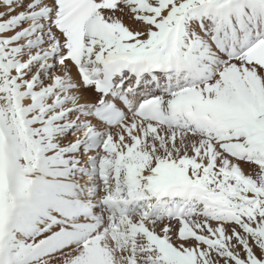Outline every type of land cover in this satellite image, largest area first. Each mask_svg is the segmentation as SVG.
<instances>
[{"label":"snow or ice","instance_id":"1","mask_svg":"<svg viewBox=\"0 0 264 264\" xmlns=\"http://www.w3.org/2000/svg\"><path fill=\"white\" fill-rule=\"evenodd\" d=\"M0 264H264V0H0Z\"/></svg>","mask_w":264,"mask_h":264}]
</instances>
